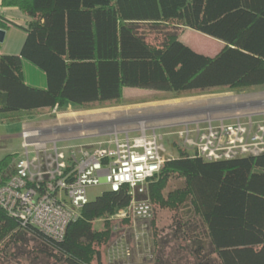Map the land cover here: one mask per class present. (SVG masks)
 Listing matches in <instances>:
<instances>
[{
  "label": "trees",
  "instance_id": "obj_1",
  "mask_svg": "<svg viewBox=\"0 0 264 264\" xmlns=\"http://www.w3.org/2000/svg\"><path fill=\"white\" fill-rule=\"evenodd\" d=\"M15 1L30 21L21 53L0 54V113L118 100L126 87L173 91L179 98L264 84V0ZM143 24L189 27L225 46L205 55L178 32L153 44ZM23 58L45 71L46 88L26 83ZM179 152L163 164L149 193L163 206L192 207L178 231L191 243L197 264H264V153L206 160ZM11 156L0 161V171ZM174 172L185 182L165 196ZM129 200L127 187L103 191L82 208L62 239L22 226L0 206V255L9 263L103 264L99 246L112 239L115 221L107 219L99 229L94 221ZM196 216L202 232L196 222L189 228Z\"/></svg>",
  "mask_w": 264,
  "mask_h": 264
},
{
  "label": "rangeland",
  "instance_id": "obj_2",
  "mask_svg": "<svg viewBox=\"0 0 264 264\" xmlns=\"http://www.w3.org/2000/svg\"><path fill=\"white\" fill-rule=\"evenodd\" d=\"M142 30L148 41L160 45L166 39L167 33L178 32L181 35L184 28L164 24L154 29L149 24H143ZM190 30L187 33L191 40L202 47H211L212 40L224 42L195 29ZM173 95V91L126 87L118 100L95 102L82 107L66 103L60 108L59 104H56L50 111L34 112L32 116L26 110L1 112L0 161L8 155L12 156L1 169L0 179L4 180L11 175L17 155L24 151L22 136L24 124L33 132L32 140L49 141L55 137L61 148L68 146L94 148L93 146L101 143L108 133L117 132L120 137L126 133L135 136L140 132V128L151 126L164 134L166 152L168 157L173 159L179 157L180 149L190 152L192 156H199L193 150H188L189 145L182 144L178 133H175L185 124L194 128L195 122L204 117L214 119L213 124H218V120L230 124L236 122L235 119L238 117L243 122H258L264 118V84L239 91L226 87L214 88L180 99L173 98ZM31 122L34 123L32 126ZM200 126L203 129L204 123ZM29 148L32 149L30 146ZM158 178L159 176H156L155 181ZM151 181L153 182L154 178L148 181L145 191L136 196L138 199H147L153 206L150 218L131 216L121 220L118 217H111L118 213L116 211L94 221L93 226L98 229L103 228L107 219L115 221L112 239L106 245L99 246L103 264H197L196 257L191 251V243L178 231L179 223L187 221L192 207L174 208L163 206L161 202L153 200L149 193ZM184 182V177L172 173L164 188V195L167 196L170 191L181 187ZM107 189L109 188L105 183L91 185L87 188L89 201L95 200ZM132 198L130 195L129 203ZM192 221L189 225L190 230L196 228L198 223L199 231L202 232L200 218L196 216ZM32 244L35 245V241H32ZM94 263L96 264V261ZM0 264H32V261L22 259V262L16 263V260H13L9 263L0 255Z\"/></svg>",
  "mask_w": 264,
  "mask_h": 264
},
{
  "label": "built area",
  "instance_id": "obj_3",
  "mask_svg": "<svg viewBox=\"0 0 264 264\" xmlns=\"http://www.w3.org/2000/svg\"><path fill=\"white\" fill-rule=\"evenodd\" d=\"M213 120L204 117L195 122L196 130L185 124L175 133L182 144L189 145L188 150L206 160L264 153V118L243 122L238 117L230 124L223 120L213 124ZM32 135L24 124V151L17 155L11 175L0 179V206L22 226L31 224L55 239H62L68 225L89 202L87 188L101 183L112 191L127 187L133 196L128 206L111 217L122 220L152 216L151 203L136 196L145 191L148 181L170 159L164 134L155 127H142L135 136L108 133L94 148H61L55 137L49 141L32 140Z\"/></svg>",
  "mask_w": 264,
  "mask_h": 264
},
{
  "label": "crops",
  "instance_id": "obj_4",
  "mask_svg": "<svg viewBox=\"0 0 264 264\" xmlns=\"http://www.w3.org/2000/svg\"><path fill=\"white\" fill-rule=\"evenodd\" d=\"M14 1L15 0H0V29H4L6 31L4 40L0 42V54H20L27 37L26 27L29 24L30 17L21 8V6L16 4V1ZM1 20L4 22L1 23ZM183 28L184 30L180 35V39L185 44L189 45L200 53L214 56L225 46V42H217L212 40L213 43L211 44V47H202L191 40L190 35L187 33L188 31H191L190 28ZM22 66L24 79L28 85L42 89L47 87V76L43 69L26 58L22 59ZM180 98L182 97H179L178 99ZM45 110L50 111L51 108H40L28 112L30 116H32L34 112H42ZM28 124H30V122ZM33 124L34 123L31 122V126ZM40 131L42 132V129H40Z\"/></svg>",
  "mask_w": 264,
  "mask_h": 264
},
{
  "label": "water",
  "instance_id": "obj_5",
  "mask_svg": "<svg viewBox=\"0 0 264 264\" xmlns=\"http://www.w3.org/2000/svg\"><path fill=\"white\" fill-rule=\"evenodd\" d=\"M6 31L4 29H0V42L4 40Z\"/></svg>",
  "mask_w": 264,
  "mask_h": 264
}]
</instances>
